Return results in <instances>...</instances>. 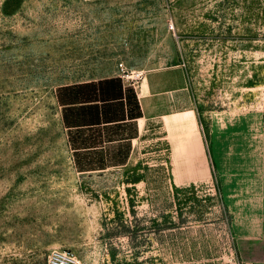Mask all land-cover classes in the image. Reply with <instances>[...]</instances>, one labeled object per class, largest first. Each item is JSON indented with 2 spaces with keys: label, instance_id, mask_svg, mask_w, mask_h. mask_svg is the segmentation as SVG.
I'll return each instance as SVG.
<instances>
[{
  "label": "rangeland",
  "instance_id": "obj_1",
  "mask_svg": "<svg viewBox=\"0 0 264 264\" xmlns=\"http://www.w3.org/2000/svg\"><path fill=\"white\" fill-rule=\"evenodd\" d=\"M119 62L187 87L127 164L80 173L55 90ZM263 126L264 0H0V264H244L224 153Z\"/></svg>",
  "mask_w": 264,
  "mask_h": 264
},
{
  "label": "crops",
  "instance_id": "obj_2",
  "mask_svg": "<svg viewBox=\"0 0 264 264\" xmlns=\"http://www.w3.org/2000/svg\"><path fill=\"white\" fill-rule=\"evenodd\" d=\"M186 87L180 64L146 70L136 88L123 83L117 68L60 84L55 98L74 168L91 173L127 164L143 125L169 116ZM225 149L230 163L220 189L237 255L244 264H264V126L261 140L230 142ZM221 154L215 151L216 162Z\"/></svg>",
  "mask_w": 264,
  "mask_h": 264
},
{
  "label": "built area",
  "instance_id": "obj_3",
  "mask_svg": "<svg viewBox=\"0 0 264 264\" xmlns=\"http://www.w3.org/2000/svg\"><path fill=\"white\" fill-rule=\"evenodd\" d=\"M169 27L171 29L172 24H169ZM144 72L143 69H128L123 62L117 64V75L125 85L134 88L138 87ZM46 264H76V256L68 249H54L48 254Z\"/></svg>",
  "mask_w": 264,
  "mask_h": 264
}]
</instances>
